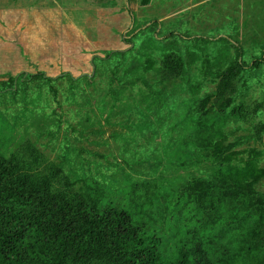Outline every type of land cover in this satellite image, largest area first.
I'll use <instances>...</instances> for the list:
<instances>
[{
	"label": "rangeland",
	"instance_id": "374dc122",
	"mask_svg": "<svg viewBox=\"0 0 264 264\" xmlns=\"http://www.w3.org/2000/svg\"><path fill=\"white\" fill-rule=\"evenodd\" d=\"M148 2L45 4L36 19L18 0H0V161L14 162L19 179L68 198L104 188L174 256L194 220V206L175 212V199L189 183L213 181L209 144L256 150L264 167V67L234 81L227 112L215 99L204 107L218 83L201 75V62L228 48L194 49L177 35H227L248 62L264 57V0ZM134 29L141 31L125 45L122 35ZM190 52L200 59L180 73L162 63ZM151 91L162 104L147 109L140 93ZM255 189L264 192V179Z\"/></svg>",
	"mask_w": 264,
	"mask_h": 264
},
{
	"label": "trees",
	"instance_id": "16d2710c",
	"mask_svg": "<svg viewBox=\"0 0 264 264\" xmlns=\"http://www.w3.org/2000/svg\"><path fill=\"white\" fill-rule=\"evenodd\" d=\"M140 31L124 33L123 43L131 45ZM172 37L171 33L160 40ZM177 37L194 49L228 48V55L201 62V75L218 83L216 92L204 99V107L215 99L218 110L227 112L232 104L227 93L234 81L244 72L264 67L263 55L248 62L243 48L227 35ZM114 54H107L105 60ZM199 59L195 52L185 59L170 53L162 63L176 74ZM151 63L148 67L152 69ZM35 77L52 82L44 74ZM140 94L147 109L162 104L155 92ZM235 148L209 144L206 163L217 166L213 181L189 183L175 199V212L194 206V220L174 256L166 255L161 235L149 230L143 217L109 201L104 188L92 186L86 194L68 198L49 186L37 187L19 179L14 162L0 161V264H87L95 260L104 264H264V192L255 189L264 179V167L259 164L258 151ZM224 235L228 241L221 244Z\"/></svg>",
	"mask_w": 264,
	"mask_h": 264
},
{
	"label": "crops",
	"instance_id": "0c3cea01",
	"mask_svg": "<svg viewBox=\"0 0 264 264\" xmlns=\"http://www.w3.org/2000/svg\"><path fill=\"white\" fill-rule=\"evenodd\" d=\"M145 1L148 2L149 0H145ZM18 3L21 7H25L30 10L35 9V11H37L36 12V17H37L39 10L43 9L45 4H49V7H52L54 5L57 6L56 3H100V6L104 5V7H106L108 3H115L116 6L119 5V7L121 8L122 3H127V0H18ZM148 3H154V0H150ZM73 6H77V5L73 4ZM36 19L39 18L37 17Z\"/></svg>",
	"mask_w": 264,
	"mask_h": 264
}]
</instances>
